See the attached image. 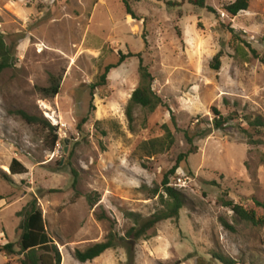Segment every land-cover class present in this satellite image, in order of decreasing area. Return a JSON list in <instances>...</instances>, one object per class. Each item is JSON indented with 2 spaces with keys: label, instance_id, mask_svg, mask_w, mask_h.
I'll list each match as a JSON object with an SVG mask.
<instances>
[{
  "label": "rangeland",
  "instance_id": "1",
  "mask_svg": "<svg viewBox=\"0 0 264 264\" xmlns=\"http://www.w3.org/2000/svg\"><path fill=\"white\" fill-rule=\"evenodd\" d=\"M192 1L128 0L133 19L122 0H0V33L16 59L0 75V243L15 244L17 252H0V264H20L21 227L34 200L62 264H224L219 257L264 264V209L257 204L264 203V127L250 125L264 122V0H250L235 17L225 8L236 0H205L207 8ZM136 55L164 106L153 113L137 107L131 122L126 109L139 84ZM121 56L128 57L107 84L92 89ZM51 76L62 77L61 91L43 99L37 89L48 87ZM92 99L96 111L83 123ZM213 108L231 119L221 129ZM17 111L57 129L54 150L48 129L27 124ZM165 125L173 147L144 156L139 146L163 137ZM184 132L196 150L170 177L187 199L179 221L128 240L134 224L126 213L148 219L161 208L143 187L161 186L190 150ZM13 159L27 173L8 183L3 173L9 175ZM227 203L260 224L242 220ZM111 231L115 248L87 263L74 257Z\"/></svg>",
  "mask_w": 264,
  "mask_h": 264
},
{
  "label": "trees",
  "instance_id": "2",
  "mask_svg": "<svg viewBox=\"0 0 264 264\" xmlns=\"http://www.w3.org/2000/svg\"><path fill=\"white\" fill-rule=\"evenodd\" d=\"M135 1L140 2L141 0ZM249 1L250 0H236L234 3L228 5L225 8V11L228 15L235 17L240 12L247 11L249 7ZM122 2L126 6L127 14L131 15L133 19H137L135 14L129 8L128 0H122ZM192 2L201 8H207L205 6V0H196ZM208 10L213 12L212 9ZM230 32L234 34L235 31L234 29H230ZM252 53L255 57H257V54L254 50H252ZM221 54L222 53H219L213 61L212 68L215 70L220 69ZM128 56L132 57L131 55ZM128 56H121L118 64L107 66L104 73L97 77V81L92 85V89L106 85L110 71L118 68ZM136 57H138L140 61L138 69L139 84L133 92L126 109V115L131 122L133 121V111L137 107H141L143 110L153 113L158 108L164 106L163 100L153 90L154 78L152 77L149 68L143 64L141 55H136ZM15 65L16 59L12 53V50L7 45L4 35L0 33V75H2L6 70L13 68ZM61 83L62 77L51 76L49 79V86L46 88H38L37 91L40 93L43 99H53L59 95L61 91ZM95 111L96 108L92 99L89 114L82 122L86 123ZM213 113L216 116L213 123L216 129L223 128L231 120L222 117L216 108H213ZM16 114L29 125L41 126L44 129H48L52 138L51 150L55 149L59 143V135L55 127H52L47 120L30 116L24 111H17ZM171 119L175 129L179 130L175 118L172 117ZM250 125L255 128H263L264 122L261 118H257L255 121L251 122ZM163 128L165 131L163 137L144 142L139 146V150L144 156L153 157L155 155L165 153L173 147L175 139L172 131L166 125ZM184 134L190 146V150L185 154H181L177 158L176 165L168 174L165 175L161 186L156 185L152 189H149L145 186L143 187V189L148 192V195L152 196V198L159 197L161 208L148 219H143L141 215L136 213H126V217L129 218L134 224V226L126 234V238L128 240L136 242L141 239H147L149 232L154 230L158 224L169 220L175 222L179 221L180 212L186 206L187 199L183 192L171 186L170 177L175 175L176 171L180 168L181 163L185 162L190 155L195 153L196 150L193 143L194 138L190 137L188 132H184ZM26 173V167L19 160L13 159L9 166V175L3 173V178H1L8 183H12L11 176L22 175ZM72 173L74 176L72 188L76 191L78 184V174L74 170H72ZM257 204L264 209V203L258 202ZM227 206L232 207L235 214L242 220L252 223L253 225L260 224L261 221H257L254 214L248 213L241 206H235L232 203H227ZM29 207L30 208L28 211L25 212L21 227L19 255L22 256V259L20 260V264H62V254L47 231L43 213L38 207L36 200H34L29 205ZM225 226L228 225L225 223ZM116 245L117 236L111 231L105 242L88 247L84 251L76 250L74 257L80 263H87L100 257L106 251L115 248ZM15 247L16 246L13 243H7L5 245L0 243V252L4 253L6 256H13L17 254ZM218 260L222 261L224 264H233L232 261L223 259L221 257H219Z\"/></svg>",
  "mask_w": 264,
  "mask_h": 264
}]
</instances>
